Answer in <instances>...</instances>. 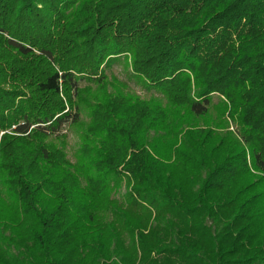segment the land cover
<instances>
[{
  "label": "trees",
  "instance_id": "16d2710c",
  "mask_svg": "<svg viewBox=\"0 0 264 264\" xmlns=\"http://www.w3.org/2000/svg\"><path fill=\"white\" fill-rule=\"evenodd\" d=\"M0 264H264V0H0Z\"/></svg>",
  "mask_w": 264,
  "mask_h": 264
},
{
  "label": "rangeland",
  "instance_id": "374dc122",
  "mask_svg": "<svg viewBox=\"0 0 264 264\" xmlns=\"http://www.w3.org/2000/svg\"><path fill=\"white\" fill-rule=\"evenodd\" d=\"M107 73L110 75L111 73H113V76L117 77L118 79L122 80V81H128L129 82V87L131 86V88L135 91H137V93L139 95H145L146 93L144 91H142L133 80H130L126 74V71L124 69V65H115L111 70H108ZM80 85L82 87L86 86L85 82L80 83ZM67 135H68V140H69V154L70 156H72V154L74 153V151L78 148L79 145V140L77 138V136L70 130H66L64 131ZM127 191V187L124 186L120 192L116 195L117 198H121L122 195H124V193Z\"/></svg>",
  "mask_w": 264,
  "mask_h": 264
}]
</instances>
